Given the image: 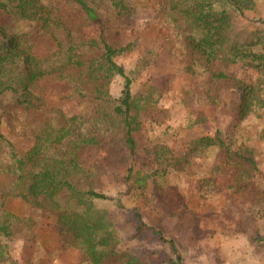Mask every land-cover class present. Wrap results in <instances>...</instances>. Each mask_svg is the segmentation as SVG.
<instances>
[{
    "label": "rangeland",
    "instance_id": "obj_1",
    "mask_svg": "<svg viewBox=\"0 0 264 264\" xmlns=\"http://www.w3.org/2000/svg\"><path fill=\"white\" fill-rule=\"evenodd\" d=\"M122 1L116 8L111 0H87L99 14L114 61L132 81L134 122L139 124L135 155L128 156L118 122L105 114L112 106L103 98L119 96L121 75L106 79L101 98L71 92L70 83L56 77L72 36L81 38V50L87 47L94 54L101 49L93 48L97 42L90 46L96 26L85 23L84 14L67 0H42L50 14L58 9L69 19L71 36L55 24L49 27L53 33L39 40L42 66L56 72L31 85L32 104L18 103L9 92L0 95L3 135L22 155L42 127L54 129L61 119L77 133L96 134L99 142L84 147L78 159L87 168L96 165V188L113 199L93 203L110 222L117 250L135 254L142 264H170L172 251L148 228L135 229V212L175 241L182 264H264V109L243 112L240 95L243 85L257 84L259 73L241 62L207 63L188 44L186 24L170 0ZM231 23L236 34L264 31V0L235 12ZM2 26L7 37L17 34L22 46L32 44L35 26L0 7ZM215 69L226 77H213ZM250 97L248 93L245 108L252 106ZM217 129L228 147L194 145L193 139ZM7 157L3 144L0 214L10 226L9 234L0 233V264H94L58 221L60 214L76 208L73 202L49 207L6 196L13 181L1 169ZM141 176H147L142 187Z\"/></svg>",
    "mask_w": 264,
    "mask_h": 264
},
{
    "label": "trees",
    "instance_id": "obj_2",
    "mask_svg": "<svg viewBox=\"0 0 264 264\" xmlns=\"http://www.w3.org/2000/svg\"><path fill=\"white\" fill-rule=\"evenodd\" d=\"M67 1L84 14L85 23L96 26L98 33L90 40V46L97 42L98 45L93 48L102 50H94V54H90L87 47L84 48L86 50H81L78 45L80 37L72 36L65 51V61L58 67L56 77L62 82L65 80V83H70L71 92L94 98H101L100 94L104 91L108 77L118 73L124 78L119 96L103 98V101L111 103L112 107L105 112L106 118L118 122L128 156L133 157L136 152L134 130L139 124L134 122L135 104L131 92V78L122 66L114 61L115 51L104 38L100 17L95 8L87 0ZM111 4L117 8L118 5H124V2L111 0ZM253 5L254 0H170L171 9L175 10L186 24L185 36L188 44L200 53L207 63L211 62L218 67L241 62L251 65L259 73L257 84H245L241 87L243 112H247V109H264V31L258 29L236 34L232 28L231 17L235 12L242 13ZM0 7L6 13L14 14L19 21L29 22L30 27L35 26L36 32L34 37L33 34L29 35L32 44L25 47L21 45L17 34L7 37L6 27H0V95L9 92L15 96L18 103L32 104L31 85L39 76L56 72L54 68L45 69L42 66L39 40L45 38L47 32L52 34L53 31L49 27L55 24L64 27L71 36V22L58 13V9L55 14H50L42 0H0ZM244 33L248 34L249 38L243 37ZM19 56L21 64L16 60ZM65 69H71V73L68 71L65 74ZM212 75L216 79L226 77L224 71L219 69L213 70ZM248 93L251 95L249 101L252 106L245 108L244 101L248 99ZM102 129L106 130V127ZM40 130L35 134L27 152L21 155L3 135L0 120V147L6 144L8 154L1 169L13 176L6 196L11 195L29 203L49 207H59L62 200L73 202L76 208H70L65 214H60L58 221L72 233L92 263L142 264L135 254L117 250L119 240L110 222L104 218V211L97 209L93 203L96 199H113L110 194L96 188V165L87 168L82 166L78 159L84 147L99 142L98 136L91 131L88 134L77 133V128L65 119L59 120L54 129L44 126ZM193 140L194 145L200 144L201 148H223L229 145L225 143L218 129L213 135L207 134ZM130 171L131 166L128 173ZM126 177L129 178L130 174ZM146 179L147 176L139 177L138 185L142 187ZM135 215L138 217L135 229L141 232L148 228L157 234L160 241L167 244L172 251L170 264H182V255L175 241L146 224L138 212H135ZM9 226L0 214V233L9 234Z\"/></svg>",
    "mask_w": 264,
    "mask_h": 264
}]
</instances>
